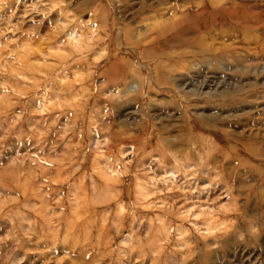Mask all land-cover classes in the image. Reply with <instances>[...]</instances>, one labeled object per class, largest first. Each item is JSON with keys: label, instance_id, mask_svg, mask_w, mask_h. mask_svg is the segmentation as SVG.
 <instances>
[{"label": "rangeland", "instance_id": "1", "mask_svg": "<svg viewBox=\"0 0 264 264\" xmlns=\"http://www.w3.org/2000/svg\"><path fill=\"white\" fill-rule=\"evenodd\" d=\"M0 264H264V0H0Z\"/></svg>", "mask_w": 264, "mask_h": 264}, {"label": "bare ground", "instance_id": "2", "mask_svg": "<svg viewBox=\"0 0 264 264\" xmlns=\"http://www.w3.org/2000/svg\"><path fill=\"white\" fill-rule=\"evenodd\" d=\"M237 3V2H236ZM239 3V2H238ZM232 4V3H231ZM227 4L228 6V9H230V10H233V11H231L232 13H234L235 12V10H236V8L238 7V5H235V4ZM227 9V10H228ZM229 13H230V11H229ZM234 24H236L235 26L236 27H238V28H240V29H243L244 31L245 30H248V29H245L246 27H247V25H244V24H240L241 23V20H234V22H233ZM240 26V27H239ZM239 30V29H238ZM240 31H242V30H240ZM252 31H254V32H256L257 30L256 29H254V30H252ZM236 33H239V32H237L236 31ZM242 41H243V43H245L244 41H245V39H243L242 38ZM255 42H257L258 43V39H256L255 40Z\"/></svg>", "mask_w": 264, "mask_h": 264}, {"label": "clouds", "instance_id": "3", "mask_svg": "<svg viewBox=\"0 0 264 264\" xmlns=\"http://www.w3.org/2000/svg\"><path fill=\"white\" fill-rule=\"evenodd\" d=\"M253 231H255V229H253ZM240 239H243V234H241V236L239 237Z\"/></svg>", "mask_w": 264, "mask_h": 264}]
</instances>
